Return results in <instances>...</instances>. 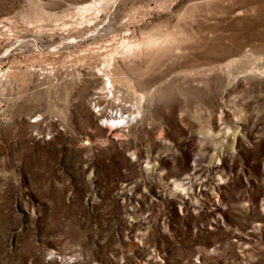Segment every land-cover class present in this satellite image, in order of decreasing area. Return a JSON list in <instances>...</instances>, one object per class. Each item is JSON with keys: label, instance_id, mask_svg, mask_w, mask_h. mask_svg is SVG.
<instances>
[{"label": "rangeland", "instance_id": "obj_1", "mask_svg": "<svg viewBox=\"0 0 264 264\" xmlns=\"http://www.w3.org/2000/svg\"><path fill=\"white\" fill-rule=\"evenodd\" d=\"M0 264H264V0H0Z\"/></svg>", "mask_w": 264, "mask_h": 264}, {"label": "snow or ice", "instance_id": "obj_2", "mask_svg": "<svg viewBox=\"0 0 264 264\" xmlns=\"http://www.w3.org/2000/svg\"><path fill=\"white\" fill-rule=\"evenodd\" d=\"M93 2L95 3V0H93ZM100 2H101V3H103V2H104V0H100Z\"/></svg>", "mask_w": 264, "mask_h": 264}]
</instances>
